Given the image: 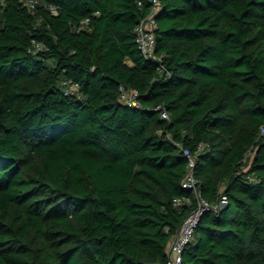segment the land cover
I'll list each match as a JSON object with an SVG mask.
<instances>
[{"label":"trees","instance_id":"1","mask_svg":"<svg viewBox=\"0 0 264 264\" xmlns=\"http://www.w3.org/2000/svg\"><path fill=\"white\" fill-rule=\"evenodd\" d=\"M40 1L0 0V264H166L186 152L179 264H264V0H159L167 74L150 0Z\"/></svg>","mask_w":264,"mask_h":264},{"label":"built area","instance_id":"2","mask_svg":"<svg viewBox=\"0 0 264 264\" xmlns=\"http://www.w3.org/2000/svg\"><path fill=\"white\" fill-rule=\"evenodd\" d=\"M28 9L33 11L37 5L41 2L40 0H20ZM138 3L141 4V1L138 0ZM159 0H150L149 11L142 16L136 23L134 27L135 31V42L142 53L143 56L153 58L156 60V69L160 73H166L167 69L164 65V61L161 60V56L155 52V28L157 26L155 13L159 8ZM49 9L55 13L57 11L54 4H49ZM36 46H41L42 44L38 41L35 42ZM119 100L130 105H139L138 92L135 89H128L123 85L119 86ZM161 116L167 117L168 113L166 110H162L160 113ZM261 131L264 133V126H261ZM187 153L188 163L186 171L182 177L181 184L184 188H187L194 195L195 207L188 213L180 223L179 229L177 232L170 238L167 247H166V264H179L182 259V251L185 244L190 241L193 237L194 228L198 217L202 210L211 207L212 205L208 203L201 195L198 179L194 175V156L190 153ZM250 154V151L248 150ZM247 153V154H248ZM245 167V166H244ZM246 177L250 180L254 179L252 173H247ZM191 197L189 196H180L174 197L173 202L175 204L179 203H191ZM227 202V196L221 194L218 198L217 206H223Z\"/></svg>","mask_w":264,"mask_h":264},{"label":"rangeland","instance_id":"3","mask_svg":"<svg viewBox=\"0 0 264 264\" xmlns=\"http://www.w3.org/2000/svg\"><path fill=\"white\" fill-rule=\"evenodd\" d=\"M70 87H72V86H70ZM251 153H252V150H250V154H249V156H251ZM249 156H248V158H249ZM248 161V160H247ZM248 166V163L247 164H245V167H247Z\"/></svg>","mask_w":264,"mask_h":264}]
</instances>
